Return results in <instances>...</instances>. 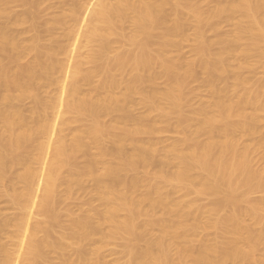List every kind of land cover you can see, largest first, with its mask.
Wrapping results in <instances>:
<instances>
[{
	"label": "bare ground",
	"instance_id": "1",
	"mask_svg": "<svg viewBox=\"0 0 264 264\" xmlns=\"http://www.w3.org/2000/svg\"><path fill=\"white\" fill-rule=\"evenodd\" d=\"M22 1L24 2L21 3L25 4L29 0ZM35 1L40 4L39 1ZM81 1L74 8L72 7L75 3L72 5V13L67 12L65 17L61 15L60 18H56L57 20L52 21L54 18L51 20L54 27H67L63 32L68 31V43L59 45L61 42L64 43V39L68 40L64 35L63 41H52L56 46L44 47L40 44L42 41L39 40L42 39L38 37L37 32L35 34L37 37L29 33L37 30V24L32 23L34 25L32 30L26 28L24 31L25 34L28 31L30 37L35 36L34 39L28 38V46L24 44L25 42L22 43L23 40L21 41L19 37L9 34L18 31L16 24H25L32 17L27 18L25 16L28 14H24V17L14 19L16 15L11 16L9 6V2L12 3L13 0H0V21L6 20L9 14L11 16L5 24L2 22L1 25H4L0 27L2 55V58L0 57V185L3 183L5 185L0 187L6 189L5 182L9 183L7 194L10 197H7L12 198L10 201L13 200V205L15 207L17 205V210L19 208L22 211H20L22 214L15 218L14 223H12L14 219L11 220V224H9L10 220L2 224L4 218L1 220L0 216V229L5 227L11 229L10 239L21 250L17 258H14L16 253H12V249L1 246L0 264H52L51 252L62 257L63 264H100L103 259L99 261V258L100 255L103 256L101 253L105 250V244L108 246L109 241L117 239L125 242L129 264H264V253L260 255L261 250L264 252V195L258 201H253L250 196L264 189V167L254 169V163L252 165L251 161L254 146L259 147L256 149H263L264 153V140L257 141L256 138L259 123L264 117V82L258 81L251 86L252 80L242 74L244 70L254 68L251 64L252 60L264 67V0H230L226 3L223 2L224 0H212L216 5L214 9H212L214 6L211 8V4L208 3L211 9H205L200 4L188 3L185 0ZM37 4L31 3L34 7H37ZM88 4L91 6L90 9L86 8ZM26 5L30 6L29 3ZM169 8H171L170 12ZM28 11L27 9L26 13ZM29 12V16L36 14ZM78 14H82L80 17H89L90 23L92 22L89 30L83 32L86 33L83 37L89 41V44H94V49L92 48L89 56L85 58L88 60H85L87 64L94 65L90 71L84 68L83 61L79 60L81 56L77 59L83 45L80 40L82 37L80 35L83 33H78L80 38H77L76 31H79L77 27L79 24L76 23L77 28L70 24L76 21ZM237 17L240 20L236 21L230 37H224L221 33L223 37L219 34L217 37L220 38L216 40L205 39L204 32L208 30L206 28L209 27L216 32L220 29L223 20L234 22ZM188 20L198 25L195 32L196 46H194L198 61L197 57L193 59L195 61L191 59L180 61L176 58L174 60L170 57L171 54L169 55L170 50L178 47L175 41L177 37L186 38L184 28ZM126 23L132 26L130 32L125 30V27H129V24L125 26ZM12 25H16L15 32L12 31L13 27H9ZM53 28L48 27L47 31L43 29L44 33L49 34ZM57 29L54 31L60 30ZM158 29L159 31L163 29V32L161 35L158 33L160 36L156 40L155 31ZM39 30H41L40 26ZM24 32L20 33L23 39L24 36L21 34ZM18 33L16 32L17 35ZM42 33L40 31L39 36ZM53 34L54 32L49 38L54 37ZM115 44L122 48L121 52H115L116 55L113 56L111 53L116 50ZM126 46L132 49L124 51L123 47ZM31 54H34V57ZM63 54L66 55L63 59L69 56L66 61L60 59V55ZM26 56L27 59L30 57L33 59L24 65L22 59ZM237 56L242 58L238 60H243L244 63L241 61L243 64L236 67L232 65L230 59L233 61L232 58ZM19 61L22 65L19 63L15 67ZM197 63L201 73L207 78L206 83L211 87L212 101L194 108L189 105L184 94L200 73L197 72L198 69L196 70ZM157 68H161L163 76L168 79L166 81L168 84L163 90L152 87L162 76L160 69L159 73L156 72ZM116 72L123 74L127 72L130 76L119 80ZM229 72L234 73V76L232 75L234 84L228 87L226 85L223 89L217 83L222 80L226 82V77L231 76H226ZM96 77V80L102 77V81L99 84V80L98 85L94 87L92 85L97 82L94 80ZM81 78L90 83L89 86L92 84L91 92L93 89H95L93 92H97V95L94 93L96 96L93 94L95 97H92L91 92L88 94L89 97L81 96L82 83L78 84ZM147 83L151 85L152 90L144 93L141 86ZM55 84L61 86V92L55 96L42 98L39 89L50 88ZM120 87H123L122 93L117 92ZM136 94H141L140 104L156 112L160 117L158 119H167L175 114L178 119L180 118V123L186 122L189 128L193 124L196 126L193 127L196 129L194 132L193 128L191 129L193 133L187 128L190 136L188 134L187 137L185 134L186 141H179L180 144L186 142L187 147H181L178 143L175 146L172 144L173 148L170 145L168 146L170 149L164 146L167 149L161 150L163 147L160 149L156 143H153L155 141L142 142L141 135H149V138L154 140L156 135L160 134V128L156 125L159 120H155V123L148 121V124L145 123L146 119L149 117L151 119L152 116L144 115L145 120L143 117L141 119V116L140 119L134 118L136 115L131 107L134 105L131 104L136 105L134 97ZM26 98H32L35 105L29 115H25L16 104ZM189 107L193 108L186 109ZM186 110L191 116L185 112ZM69 114H77L79 120L81 119L80 123L84 120L92 122L88 126L82 123L86 128L79 130L80 133L72 137L73 139L70 138V141L62 136L67 130L65 126L68 125L70 118L66 116ZM112 115H116L117 119L112 123L107 119L110 124H106L105 118ZM162 121L165 123V120ZM184 127H187L186 124ZM240 136H247L250 139L254 137L257 142L254 141L255 145L243 146L239 141ZM203 137L206 139L202 140ZM67 138H69L68 134ZM106 142H110L112 146ZM105 143L111 147H106ZM91 145L98 148V159L86 162L87 165L83 168L79 165L83 160L79 163L77 160L82 155L88 158ZM109 157L119 163L110 160ZM99 165L103 166L101 172ZM151 166H157V169L149 173ZM172 166L175 169L170 172L168 168ZM64 170L68 171L67 178H63L66 176V172H64L65 176L62 175ZM141 170L148 172L145 178H141L143 177L141 174L144 173L143 171L140 174ZM10 174L11 177L14 175L12 179L9 177ZM84 178H88V182L90 179L95 182L91 189L95 187L98 203L101 205L103 203L104 209H99L96 219H92L94 216H90L91 218L82 216V219L69 222L71 225L68 232H64L60 239L55 238V240L53 230L61 215L56 212V203L59 200L70 205L67 204L69 202L67 199V201L60 200L64 199L61 196L59 199V188L65 185L66 188L63 186L61 189L65 188L64 195L70 196L77 191L76 188L84 184H82ZM141 184L142 186L148 184V189L140 197L134 198L138 195L136 192L141 191ZM165 186L171 187V192L169 188L166 190ZM86 188L87 186L84 190ZM91 189L86 192H92L89 191ZM138 189L140 191H137ZM175 191L196 193L198 197L209 196L214 200V204L211 203L213 205L210 204V207H202L196 203L197 201H193V198L191 200L184 196V198L181 196V199L176 197ZM174 195L177 199H174ZM58 204L57 209L60 206ZM226 208L228 213L226 212L225 216L221 215L215 219L216 221L212 220V224L207 221L210 225L204 224L207 229L210 226L222 232L228 241L223 245L219 244L220 246L211 244L207 240L206 242L204 240V243L202 241L199 247L194 245L193 240L196 235L198 236L197 231L202 224V222L199 224L197 216L199 214L206 218L207 215L217 216L222 212L221 209L226 210ZM95 210L93 209L92 212L96 214L98 210ZM37 212L44 214L48 221L33 224V216L39 215ZM246 216H250L249 222L251 221L253 225L248 224ZM204 224L201 226L205 227ZM105 226L108 227L106 232ZM152 230H157L158 235L149 240L152 236L147 237L146 234H150ZM39 233H43L42 236L45 234V237L39 239L41 237ZM145 236L149 241L145 240ZM143 240L146 243L143 242L145 245L142 246L140 244ZM90 242L94 244L88 246L92 248L95 245V247L87 250L80 246L78 261L75 263L71 262L72 259L68 261L66 255L71 252H68L71 245L83 246V243ZM8 246L11 247L10 244ZM172 250H176L175 258L172 256ZM72 252L70 255L73 254Z\"/></svg>",
	"mask_w": 264,
	"mask_h": 264
},
{
	"label": "rangeland",
	"instance_id": "2",
	"mask_svg": "<svg viewBox=\"0 0 264 264\" xmlns=\"http://www.w3.org/2000/svg\"><path fill=\"white\" fill-rule=\"evenodd\" d=\"M12 1V0H11ZM20 1V0H19ZM15 1V0H13V2L11 3V2H9L10 3V14H11V16H13L14 17V15H16L15 17H14V19L17 17V18H19V17H24L26 14H28L27 16H25V17H32L31 18V20H28L29 22H25V24L23 23V24H16L18 27H17V29L16 30H18V31H16L17 33H18V35L16 34V32H15V29H14V27H16V25L15 26H9V27H13V29H12V31H14L15 33H13V32H11L10 31V29H9V31L11 32V33H9L11 36H16V37H19V39H21V41H22V43H24V44H26L27 46L29 45V40H28V38H32V39H34L33 37H37V35H38V37H40L42 40H39V41H42L40 44H42L44 47L46 46V47H54V46H56V45H54L53 44V42L52 41H60L61 42V40L63 41V39H64V35H66V37L65 38H67V34H68V31L67 30H65L64 32H63V30L64 29H67V27H62V26H53V24H52V22H51V20L52 21H54V20H57L58 18H60V16L62 15L63 17H65V16H67V14L68 13H72V9H71V7H72V5H73V7L72 8H74V6L75 5H77V3L79 2V1H81V0H37V1H39L40 2V4L38 3L37 4V2L35 1V0H29L28 2H25V4H22L24 1ZM33 1H35V3L37 4V7H34L33 5H31V3H33V4H35ZM73 1H76V2H73ZM186 2H195V4H200L201 6H204L205 7V9H211L212 8V6H214L212 9H214L215 8V2L214 1H210V0H185ZM228 1H230V0H224L223 2L224 3H226V2H228ZM232 1V0H231ZM22 2V3H21ZM82 2V1H81ZM26 3H29L30 4V6H32V7H30L29 5H26ZM207 3L208 4H211L210 6H211V8H210V6L209 5H207ZM213 3V4H212ZM194 4V5H195ZM40 5V6H39ZM199 5V7H201ZM9 6L7 7L8 9H9ZM87 7L86 8H88V9H90V7L91 6H89V4L88 5H86ZM89 6V7H88ZM198 6V5H197ZM206 6L208 7V8H206ZM28 7V8H27ZM76 7V6H75ZM204 7H201L202 9H204ZM31 8L33 9L34 8V10H31ZM27 9L29 10V11H32L31 13H33V12H35L36 14L34 15V14H30V16H29V11H28V13H26V11H27ZM37 11V12H36ZM38 11H40V12H38ZM168 11L170 12L171 11V8H169L168 9ZM68 12V13H67ZM38 13V14H37ZM10 14H9V16H10ZM25 14V15H24ZM33 15V16H32ZM79 15V16H78ZM77 16V19H76V21H72L71 23L72 24H70V22H69V24L72 26H74L75 25V27H76V23H78L79 25H77V27H78V29H79V31H76L77 33H76V37L77 38H80V36H82L83 37V35L84 34H86V33H83L85 30L86 31H88L89 30V28L91 27V25H92V22L90 23V18L89 17H87L86 18V16L85 17H80V15H82V14H78ZM9 16H7L8 18L7 19H10L9 18ZM10 16V17H11ZM36 16V17H35ZM69 16H70V14H69ZM80 17V18H79ZM26 18V19H27ZM35 18V19H34ZM57 18V19H56ZM80 20H79V19ZM5 19V18H4ZM6 19V20H7ZM11 19H13V18H11ZM30 19V18H29ZM6 20H2V22H4V24H5V22H6ZM34 20V21H33ZM48 20H50L49 22H47ZM237 20H240L239 19V17H237V19L234 21V22H229V21H224L223 20V23H222V20L220 21L221 23V25H220V29L218 30V31H216V32H214V30L213 29H211V28H206V30L207 31H205L204 33V36H205V39L206 40H208V41H212V39H218V38H220V37H230L231 35H232V33H233V30H234V27H235V23H236V21ZM27 21V20H26ZM78 21H80V22H78ZM92 21V20H91ZM1 21H0V27H2L4 24H2L1 25V23H2ZM47 23V25H45L46 23ZM193 21H191V20H188L187 22H186V24L185 25H187L185 28H184V32H185V36H186V38H179V37H177L176 39H175V41L177 42V44H178V47L176 46V47H173V48H171L172 50H170V52L171 53H169V55H170V57L172 58V59H174L175 60V58H176V60H180V61H184V60H190L191 59V61L193 60V59H195L196 57H197V55H196V51H195V47L194 46H196V43H195V32L197 31V27H198V25H197V23L196 22H193ZM228 22V23H227ZM32 23H34V25L35 24H37L38 25V27H37V25H36V27H37V30H39V26H40V28H41V30H39V31H34L33 30V32L34 33H32V31H30V30H32V27L34 26ZM73 23H75V24H73ZM195 23H196V25H195ZM129 23H126V25L125 26H127ZM232 24H233V28H232ZM23 25V26H22ZM20 26V27H19ZM52 26V27H51ZM129 27H125V30L127 29V30H129V32L131 31V29H132V26H131V24H129L128 25ZM44 27H46L47 29H48V27L49 28H53V31L52 32H50L49 34H48V32L47 33H44V31L46 30L47 31V29H45ZM76 27V28H77ZM196 27V28H195ZM28 29L30 32L29 33H31L30 35H32V34H36V32L38 33L37 35H33V36H31L30 37V35H28V31H26L27 33L25 34V29ZM60 29V30H58V29ZM130 28V29H129ZM21 29V30H20ZM22 29H24V30H22ZM43 29H45V30H43ZM54 29L56 30H58V31H54ZM77 29V30H78ZM196 29V30H195ZM43 30V31H42ZM127 30H126V32H127ZM211 30V31H210ZM213 30V31H212ZM220 30H221V32H220ZM21 31L22 32H24V33H22L21 35H23L24 36V39H23V37L22 36H20V33H21ZM40 31L41 32H43L42 34H41V36H39V34H40ZM67 31V32H66ZM54 32V34L53 35H55L54 37L52 36V38L54 39H52V38H49V36L51 37V34ZM66 32V33H65ZM155 32H157L156 34H155V38H156V40L159 38V36L161 35V32H163V29H161L160 31H159V29L158 30H156ZM15 34V35H13V34ZM78 33H83L82 35H77ZM158 33H160V35L158 36ZM221 33L223 34V36L221 35ZM231 33V34H230ZM25 34V35H24ZM216 34V35H215ZM220 34V37H217L218 35ZM48 35V36H47ZM26 36H27V38H26ZM29 36V37H28ZM80 38V40H82L81 41V45H82V43H83V45H82V49L80 50V53H79V55H78V57H77V59L79 58V56H81V58H79V60L80 61H83V66H85L84 68H86V69H88V71H90V70H92L93 68H94V65H92L91 63L90 64H87L88 62H86V61H88L87 59H85V58H87L88 56H89V54H90V50L93 48L94 49V44L92 43V44H89V41L87 40V39H85L84 37V39L83 38ZM207 37V38H206ZM26 38V39H25ZM39 38V39H40ZM178 38H179V40H181V41H179L178 40ZM68 40H66L65 41V39H64V43L63 42H61V43H59V45L60 44H65L66 42L68 43V41H69V38H67ZM184 39V40H183ZM25 40V41H24ZM28 40V41H27ZM84 40V41H83ZM183 40V41H182ZM214 40V41H215ZM179 41V42H178ZM182 42V43H181ZM24 44H22V45H24ZM30 44H31V41H30ZM179 44H181V45H179ZM26 45H24V46H26ZM52 45H54V46H52ZM116 45V44H115ZM57 46H58V44H57ZM181 46V47H180ZM116 48V50L118 49V51H113L111 54L113 55V56H115L116 55V53L115 52H121V48H119L120 46L119 45H116L115 46ZM125 47V46H124ZM123 47V49H124V51H126V50H129V48L130 49H132L130 46H126V48H124ZM177 48V49H176ZM92 49V50H93ZM123 49H122V51H123ZM126 49V50H125ZM178 50V51H177ZM194 50V51H193ZM82 51V52H81ZM195 52V53H194ZM82 53H83V55H82ZM81 54V55H80ZM110 54V56L111 57H113L112 55ZM115 54V55H114ZM28 56H30V55H28ZM28 56H26L25 58H23L22 60H24L23 62H25L24 63V65L25 64H28L27 63V61L30 63L31 61H32V57H34V54H31V56L32 57H30L29 59H27L28 58ZM66 56V55H65ZM65 56H64V54L63 55H60V59L61 60H64V61H66L68 58H69V56H67L68 58H66V59H63V58H65ZM0 57L2 58V55L0 54ZM238 57V56H237ZM235 58V57H233L232 59H233V61H231V59H230V62H232V65H236V67L237 66H239V65H241V64H243L244 63V61L243 60H241V61H239L240 59H242V58ZM179 58V59H178ZM181 58H184V59H182L181 60ZM231 58V57H230ZM25 59H26V61H25ZM234 59H236L235 61H234ZM239 59V60H238ZM1 60V59H0ZM22 60H20L21 62H22ZM31 60V61H30ZM86 60V61H85ZM238 60V61H237ZM17 62V64L15 65V67H17V65L20 63V65H22V63L21 62ZM193 61H195V60H193ZM197 61H198V57H197ZM196 61V62H197ZM84 62H86V63H84ZM251 64L254 66V68H251V69H246V70H244L243 72H242V74H243V76L245 77V78H247V79H250V80H252L251 81V86H253L255 83H257L258 81H263L264 82V67H262L259 63H257L256 61H254V60H252L251 61ZM93 66V67H92ZM198 66H199V64L197 63V68H196V70L198 69V71L197 72H200L201 73V69H199L198 68ZM200 67V66H199ZM158 69V70H157ZM156 69V72L157 73H159V71L161 70V68H157ZM160 69V70H159ZM84 71H85V69H83ZM87 71V72H88ZM85 73H86V71H85ZM84 73V74H85ZM200 73H198V75L200 74ZM123 73H121V72H116V75H117V78L119 79V80H124V78L125 79H127V78H129V74L126 72L125 74H123ZM126 75V76H125ZM163 76V74H162V70H161V72H160V76ZM197 75V80L195 79V81H193L192 83H190V86H188V88L186 89V91H185V94H184V97H187V98H185V99H188L187 100V102L188 103H190L189 105L190 106H193L194 108H198V106H203V104L205 105V104H207V102L208 103H210L212 100V98H211V96H210V94H211V87H210V85H208V83H206L207 81H206V77H205V75H203V73H201L199 76ZM228 75H233L234 76V73L233 72H229L226 76H228ZM100 75H98V77H99ZM160 77L159 79H157L158 81L156 82V84L155 85H153L152 87H157L158 88V90H163V88L165 89L166 88V86L165 85H167L168 84V82L166 83V81H168V79L165 77V76H163V77ZM231 76H228V77H226L227 79L225 80L226 82H224L223 80L221 81V82H218L217 83V85L219 86V87H221V88H223V89H225V86L227 85V87H228V85L229 86H232L233 84H234V77L232 76V78H231ZM102 78V77H101ZM101 78H99V80H100V82H99V80H96L97 79V77L94 79L95 81H97L96 83H95V81H94V83L95 84H91L92 86H94V85H98V82H99V84L101 83V81H102V79ZM167 80H166V79ZM82 79V80H81ZM79 81V83L78 84H80V83H82L81 84V87H80V89H81V91H83V93H86L85 95L81 92V96L83 95V97H89L90 95H88L89 94V92H91V89H92V87H91V85L89 86V84L86 82V81H84L83 80V78H81ZM228 79H230L228 82H227V80ZM232 79V80H231ZM84 81V82H83ZM231 81H233V82H231ZM253 81H254V83H253ZM84 83V84H83ZM253 83V84H252ZM86 84V85H85ZM148 84L149 83H147V85H142L141 86V90L144 92V93H147V92H149V91H151L152 90V87H151V85L149 84V86L151 87V88H149V86H148ZM53 86V87H52ZM50 88H46V89H44L45 87H43V88H41V89H39L40 90V92H39V94L41 95V97L42 98H45V97H50V96H55V95H58L59 94V92H61V86L60 85H58V86H56V84L55 85H52ZM80 86V85H79ZM59 87H60V89H59ZM95 87V86H94ZM226 87V88H227ZM122 88V89H121ZM60 90V91H59ZM95 89H93L92 90V92L94 91ZM122 90H123V87H120V90H117V92L118 93H122ZM146 90V91H145ZM124 91V90H123ZM91 92V94H92V97H95L96 95H97V92H93L92 93ZM96 95H95V94ZM93 94L95 95V96H93ZM141 95V94H140ZM139 94H136V95H134V97L136 98V100H135V103H136V105L135 104H131V105H134V107L133 106H131L132 108V111H133V113L136 115H134L135 117L134 118H138V119H140L139 118V116H141V119H142V117H143V119L145 120L146 119V117H144V115H147V116H152V118L150 119V117H149V119L147 118L146 119V124H148L147 123V121L149 122V123H155V120H159L158 122H156V125L158 126V128H160V134L158 135H156V137L154 138V140L150 137L149 138V135H141V137H143V139L142 138H140L139 140L141 141V139L143 140L142 142H144V143H152V141H155V142H153V143H156L157 144V146L161 149L162 147V149L161 150H164L165 149V147H170V145L172 146V148L175 146V144L177 145L178 143H179V141H183V140H185L186 141V139L185 138H187L188 137V134H189V132H191V133H193L196 129V126L193 124V125H190V128H189V124H187L186 122H181L180 123V118L178 119V116L177 115H171L169 118H167V119H158V118H160L158 115H157V113L156 112H153L149 107H146L145 105H143V104H140V99H141V97L142 96H140ZM186 95V96H185ZM32 98H26V99H23V100H21V101H19V102H16V104L22 109V111H23V113L25 114V115H29L30 114V112H31V110L34 108V100H31ZM33 102V103H32ZM193 107H189V108H186V109H192ZM147 108H148V110H147ZM131 111V110H130ZM132 111H131V114L133 115V113H132ZM148 111V112H147ZM150 112V113H149ZM187 114H189V112H187V110L185 111ZM150 114V115H149ZM189 116H191V114H189ZM69 120H68V125H66V126H68V127H66L65 126V128H67V130L70 132V135H69V132H67V134H68V137L69 138H67V134H66V131H64V135H62L63 137H65V139L66 140H68V141H70L71 139H73L72 137H74L75 135H77L78 134V132L80 133V131H82V128L83 129H85L83 126H82V123H84V126H85V124H86V126H88V125H91L92 124V122L90 123V120H89V122H88V120H84V122L82 121L81 123H80V121H81V119L79 120V116L77 115V114H69V115H67L66 116ZM71 119H73V120H71ZM106 120H105V123L107 124H110V123H112V121H114V120H116L117 119V116L116 115H112V116H108V117H106L105 118ZM107 119H110V123L107 121ZM77 122H76V121ZM152 122H151V121ZM153 120H154V122H153ZM161 120V121H160ZM162 120H165V123H163V121ZM71 121H73V122H71ZM107 121V122H106ZM79 122V123H78ZM179 122V123H178ZM262 123V124H261ZM179 124H181V125H179ZM182 124H184V126H185V124H186V126L187 127H184ZM259 129H258V133L256 134V138H258V140L257 139H255L254 137V140H253V138L252 139H250V138H248L247 136H240L239 137V141H240V144L241 145H243V146H246V145H253L254 144V141L255 140H257V141H259V140H261V139H263L264 140V117H263V119H262V121L259 123ZM82 126V127H81ZM183 126V127H182ZM182 127V128H181ZM193 127H195V128H193ZM187 128H189V132H188V129ZM193 128V129H192ZM183 129V131H181ZM187 129V130H186ZM191 129H192V131H191ZM261 129V130H260ZM71 130V131H70ZM80 130V131H79ZM186 130V131H185ZM259 130H260V132H261V134H259L260 132H259ZM184 131H185V133H184ZM66 134V135H65ZM156 134V133H155ZM187 135V137H186V135ZM189 136H190V134H189ZM149 138V139H146V138ZM153 137H154V134H153ZM71 138V139H70ZM159 138H160V140H159ZM244 138V139H243ZM260 138V139H259ZM205 140L206 139V137H203L202 138V140ZM242 139V140H241ZM246 139H248L246 142H245V140ZM156 140H159V142L157 141L156 142ZM253 140V141H252ZM151 141V142H150ZM162 141H163V143H162ZM257 141H255V143L257 142ZM177 142V143H176ZM108 145H111L112 146V144L110 143V142H106ZM106 143H105V146L106 147H111V146H108V145H106ZM185 143L186 142H184V143H179L180 145H181V147L182 146H185ZM158 144H160V145H162L161 147H160V145H158ZM174 146H173V145ZM183 144V145H182ZM255 145V144H254ZM165 146V147H164ZM96 146H94V145H91V150L89 151V154L87 155L88 156V158H85L84 157V155H82L84 158H82V156H80L79 158H78V160H77V163H79V162H81L82 160H83V163H80L79 165L80 166H82L83 168L87 165V163L86 162H90V161H93V160H96V158L99 156V153H98V151L99 150H97L98 148L96 147ZM130 147V146H129ZM168 147V149H170ZM185 147H187V146H185ZM185 147H183V148H185ZM256 147H258V146H256ZM256 147L254 146L253 147V151H252V154H251V157L253 158V159H251V161H252V165H253V163H254V169L255 168H257V169H261V168H263L264 167V153H263V149H256ZM131 148V147H130ZM94 149V150H93ZM167 149V148H166ZM165 149V150H166ZM98 153V154H97ZM92 154H93V156H92ZM92 156V157H91ZM95 156V157H94ZM263 157V158H262ZM81 159V160H80ZM86 159V160H85ZM90 159V160H89ZM93 159V160H92ZM98 159V158H97ZM109 159H110V157H109ZM108 159V161L110 162V160H113L114 162H116V163H119L118 161H116V160H114V158L113 159H110L109 160ZM263 160V161H262ZM113 161H111V162H113ZM254 161V162H253ZM263 164V165H262ZM78 165V164H77ZM100 166V165H99ZM82 167L80 168V169H82ZM101 167V168H100ZM99 167V170H100V172H101V170L103 169V166L101 165ZM153 167V168H152ZM157 166H151L150 167V169H149V173L150 172H153V171H155L157 168H156ZM173 167V166H172ZM172 167H169L168 168V170L170 171V172H172L173 171V169H175L174 167L172 168ZM77 168L79 169V167L77 166ZM152 170V171H151ZM144 170H141V171H139V173L140 172H143ZM63 173H62V175L63 176H65V174H66V176L65 177H63V178H67V176H68V171L67 170H64V171H62ZM64 172H66L65 174H64ZM148 172H146V170L144 171V173H140L141 175H143V177L141 176V178H145L146 176H147V174H148ZM147 173V174H146ZM140 174H139V176L138 177H140ZM145 174V175H144ZM130 177H131V175H129ZM9 177H10V179H12L13 177H14V175H12V177H11V174L9 175ZM91 180V179H90ZM89 180V182H88V178H84V182H82V184L86 187L87 186V188L89 189H91V187L92 186H94V184H95V182L93 181V180H91L92 181V183H91V181ZM5 184H6V189L4 188L5 187V185H4V183L3 184H1L0 186H4V187H0V216H1V223L4 221V223H2V224H5V221L8 223V221H9V224H11V220H13L12 221V223H14L15 221H16V219L22 214H20V211H21V209H19L18 208V210H17V205H16V207L13 205V200L12 201H10V199H12V198H8L7 196H9L8 194H7V192H8V189H9V183L8 182H5ZM80 186V188L78 187V188H76L77 189V191L76 192H73V194H71V195H73V196H71V198H70V196L68 195V196H65L64 195V193H65V185H63L65 188H63V189H61L62 187H60L59 188V193L61 194V193H63L62 195H60L59 194V199L62 197V198H64V199H60V200H68L69 202H67V204H70V205H66V203L65 202H63L62 203V201H59L58 200V202L56 203V207H58L57 206V204L58 203H60V204H58V205H60L59 206V209H57L56 207H55V209H56V212H57V214L59 215V214H61L58 218L60 219V217H61V219L59 220L58 219V221L60 222H58V224H61V225H58V227H57V225H55V227H54V230H53V238L55 239H60L61 237H62V235L64 234V232H68V230H69V227H70V225H71V223L73 222V221H75V219H80L82 216H83V218L85 217V216H87V217H92V216H94V217H92V219H96L97 217H98V213H99V209L100 210H103L104 209V205H103V203H102V201L99 199V202H101L102 203V205L100 204V203H98V198L96 197V194H95V192H94V188L93 189H91V190H89V191H92V192H89V193H87L88 192V189L86 188L85 190H84V186ZM145 185V187H143ZM141 187H142V189L139 187V189H141V191L138 189L137 191H140V192H136L137 194H135V195H137V197H134V198H138V197H140V195H143L144 193H146L145 191H147V189H148V184L146 185V184H143V186H142V184L140 185ZM84 187V188H83ZM165 187H167V188H165L166 190L168 189V190H170V192H171V190H172V188L171 187H168V186H165ZM171 188V189H170ZM65 189V190H64ZM75 189V190H76ZM79 189V190H78ZM146 189V190H145ZM5 190V191H4ZM7 190V191H6ZM61 190L63 191V192H61ZM74 190V191H75ZM81 190V192H78V191H80ZM86 190H87V192H86ZM5 192V193H4ZM86 192V193H85ZM179 192H181V193H179ZM182 192H183V194H182ZM259 192V193H258ZM264 189H263V191L262 190H259V191H257V192H255V194L253 193L252 195H250V196H252V200L253 201H258V200H260V199H262L263 197H262V195H264ZM81 193V194H80ZM93 193V194H92ZM141 193V194H140ZM175 193H176V191H175ZM174 193V194H175ZM258 193V194H257ZM5 194V195H4ZM7 194V195H6ZM90 194H91V196H90ZM95 194V195H94ZM181 194V195H180ZM193 194V195H192ZM195 194V195H194ZM89 195V196H88ZM177 195V196H176ZM176 195H174V199H177V198H175V196L176 197H180V199H181V196H182V198H184V197H187L188 199L190 198L191 200H192V198H193V201H197L196 203L197 204H200V206H202V207H210L209 205L211 204V203H213L214 204V200L212 199V198H209V196L208 197H206V196H200V197H198L199 195H197L196 193H187V192H185V191H177V193H176ZM178 195H180V196H178ZM255 195V197H253ZM61 196V197H60ZM94 196V197H93ZM184 196V197H183ZM191 196V197H190ZM10 197V196H9ZM66 197V198H65ZM77 197V198H76ZM90 197V198H89ZM74 198V199H73ZM254 198V199H253ZM260 198V199H259ZM71 199V200H70ZM91 199V200H90ZM93 199V200H92ZM96 199V200H95ZM195 199H197V200H195ZM66 200V201H67ZM178 200H179V198H178ZM92 201V202H91ZM95 201V202H94ZM97 201V202H96ZM91 202V203H90ZM94 202V203H93ZM199 202V203H198ZM61 203H62V205H61ZM65 203V204H64ZM87 203V204H86ZM94 206H93V205ZM213 204H211V205H213ZM204 205V206H203ZM206 205H208V206H206ZM93 206V207H92ZM98 206V207H97ZM102 206V207H101ZM94 207H96V208H94ZM98 208V209H97ZM93 209H96V210H98V211H96V214H95V212L93 211L92 212V210ZM225 209V208H224ZM91 211V212H90ZM221 213L219 214L218 213V215L217 216H210L209 215V217H208V215H207V218H206V216H200V214L198 213V212H196L197 214H199L197 217H198V222H199V224L202 222V224H200L199 225V228H198V231H199V233H198V231H197V234H198V236H197V238H196V236H195V238H194V245H196L197 247H199L200 246V244H202V243H204V240H205V242H206V240H207V242H209V243H211V244H214V245H223L225 242H227L228 241V239H227V237L222 233V232H220L219 230L217 231V229H212L213 227H211L210 228V226H208V229L206 228L207 226H206V224H207V221L209 222L210 221V224H212V220L213 221H216L215 219H218L217 217H221V215H224L225 216V214H226V212L228 211V209L226 208V210H223V209H221ZM22 212V211H21ZM89 212L91 213V214H89ZM37 213H39V212H37ZM36 213V214H37ZM228 213V212H227ZM20 214V215H19ZM88 214V215H87ZM160 214V213H159ZM19 215V216H18ZM35 215V214H34ZM39 215H41V216H39ZM39 215L37 214V215H35V217L33 216V220L32 221H34L33 222V224L34 223H41L42 221L43 222H45L46 220L48 221V218L47 217H45V215L44 214H40L39 213ZM160 215H162V214H160ZM160 215H158V216H160ZM196 215V214H195ZM97 216V217H96ZM17 217V218H16ZM90 217V218H91ZM96 217V218H95ZM199 217H201L203 220H201ZM204 217H205V219H204ZM250 216H246L245 218H247L248 219V222H249V220H251L250 218H249ZM16 218V219H15ZM252 218V217H251ZM82 219V218H81ZM201 220V221H200ZM246 220V219H245ZM62 221V222H61ZM252 221H253V219H252ZM69 222H71V223H69ZM247 222V221H246ZM254 222V221H253ZM252 222V223H253ZM204 223H206V224H204ZM214 223V222H213ZM255 223V222H254ZM205 225V227L204 226H201V225ZM210 224H207V225H210ZM249 225H253V224H251V221L248 223ZM203 227V228H202ZM6 228V227H5ZM5 228H1L0 229V251H1V249H2V247H8L9 249H12L13 251H11L12 253H16L15 254V256H14V258H17V254H19V253H21V250L19 249V247H16V245L14 244V241L12 240V239H10V238H12V237H10L11 235V232H10V230H8L7 228V230H5ZM210 228V229H209ZM257 228V227H256ZM67 229V230H66ZM104 231L106 232L107 231V229H108V227L106 228V226L104 227ZM3 230V231H2ZM154 232H155V234H154ZM152 233V234H151ZM42 234L43 233H39L38 235L39 236H41V237H39V239H41L42 237H45V234L42 236ZM148 234V235H147ZM146 234V236L147 237H151L149 240H152V238L154 239L157 235H158V231L157 230H152L151 232H150V234L149 233H147ZM154 234V235H153ZM99 236V235H98ZM101 236V235H100ZM145 236V237H146ZM101 237H103V235L101 236ZM147 237L145 238V240L147 239ZM98 238H100V237H98ZM38 239V238H37ZM43 239V238H42ZM55 239V240H56ZM101 239V238H100ZM104 239V238H103ZM13 241V243L12 244H14V245H12L11 244V242ZM105 240H108V238H105ZM104 240V241H105ZM112 240V239H111ZM148 240V239H147ZM146 240V241H147ZM148 240V241H149ZM195 240H196V242H195ZM203 241V242H202ZM110 242V243H109ZM108 243L105 241V243H107L108 244V246L105 244V250H104V252H102L101 254H103V256L102 255H100V258H99V261H101V259H103L101 262H100V264H129V256H128V254L126 253V247H125V242L122 240V239H117V240H115V241H109ZM143 242H145L144 240L142 241V243L140 244V245H145V243H143ZM202 242V243H201ZM68 243H70L69 241H68ZM7 244V245H6ZM11 245V247H9L8 245ZM86 244H87V246H88V244H89V246H90V244H94V243H92V242H90V243H83V246H82V244L81 245H76L75 244V246H72L71 245V247L69 248L70 250H68V252L69 251H71L72 252V250H74L72 253V255H70V253L71 252H69L67 255H66V257L67 258H69L68 259V261L70 260L71 261V259H72V261L71 262H73V263H75V262H77L78 261V251H79V249H80V246L83 248V249H92L93 248V246L95 247V245H91L92 246V248L91 247H89L88 246V248H87V246H86ZM192 244V245H193ZM139 245V246H140ZM193 245V246H194ZM219 245V246H220ZM2 246V247H1ZM77 249H76V248ZM79 247V248H78ZM85 247V248H84ZM141 247V246H140ZM104 248H102V249H104ZM175 251L176 250H172V256L175 258L176 256H177V254L175 253ZM48 252V251H47ZM261 254L260 255H262L264 252H263V250H261ZM1 253V252H0ZM50 253V252H49ZM52 253V252H51ZM50 253V261L52 260V264H61V262L63 261L64 262V259L61 257L60 258V256L59 255H57V254H55V255H57V256H55V255H53L54 254V252L51 254ZM67 253V252H66ZM127 254V255H126ZM59 256V257H58ZM58 258H60V260L58 259ZM258 258H259V255H258ZM63 259V260H62ZM73 259H75V260H73ZM62 260V261H61ZM59 261H61L60 263H59ZM69 261V262H70ZM63 262H62V264H63ZM105 262V263H104ZM232 264V263H231Z\"/></svg>",
	"mask_w": 264,
	"mask_h": 264
}]
</instances>
